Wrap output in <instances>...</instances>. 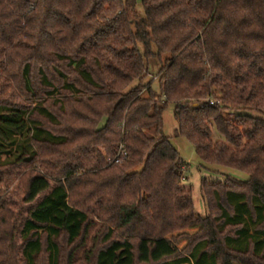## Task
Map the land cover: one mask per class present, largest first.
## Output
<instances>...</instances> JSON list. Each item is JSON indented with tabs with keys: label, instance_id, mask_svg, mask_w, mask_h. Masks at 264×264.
<instances>
[{
	"label": "trees",
	"instance_id": "obj_1",
	"mask_svg": "<svg viewBox=\"0 0 264 264\" xmlns=\"http://www.w3.org/2000/svg\"><path fill=\"white\" fill-rule=\"evenodd\" d=\"M169 105L203 169L249 176L202 178L204 218ZM244 111L264 117V0H0V169L27 171L28 205L14 223L0 203V264H74L95 219L85 264H264V118Z\"/></svg>",
	"mask_w": 264,
	"mask_h": 264
},
{
	"label": "rangeland",
	"instance_id": "obj_2",
	"mask_svg": "<svg viewBox=\"0 0 264 264\" xmlns=\"http://www.w3.org/2000/svg\"><path fill=\"white\" fill-rule=\"evenodd\" d=\"M139 11L142 13V8L139 6ZM156 60H151L150 73L145 81L154 79L159 65L156 64ZM136 86L134 83L131 87ZM174 105H169L163 115L164 119V133L170 139L173 147L177 150L180 157L187 163L185 172L182 179V186L185 190L190 191L193 197L196 213L201 217L208 216V210L206 204L202 200L200 183L201 179L205 178L210 182H218L225 180H235L239 182L246 181L249 176L246 173L239 172L230 168H223L219 166H207L208 170L203 169L202 163L197 157L193 146L186 139L175 136V131L178 128L177 121L174 118ZM243 114L264 118L260 113L253 111H244ZM237 113L234 112H223V115L227 118H233ZM222 139V137L213 129V140ZM5 158V156H3ZM27 171H20L12 173L11 168L0 169V203L6 204V214L4 217H12L14 223L22 219L25 212L28 210V205H25L22 201V195L24 193V181L26 179ZM11 212V213H10ZM10 213V214H8ZM9 219V218H8ZM0 218V226H2ZM95 225L90 230V238L85 248L79 250L76 253L74 264H85L84 252L92 246V238L96 232L100 229L101 223L95 219Z\"/></svg>",
	"mask_w": 264,
	"mask_h": 264
},
{
	"label": "built area",
	"instance_id": "obj_3",
	"mask_svg": "<svg viewBox=\"0 0 264 264\" xmlns=\"http://www.w3.org/2000/svg\"><path fill=\"white\" fill-rule=\"evenodd\" d=\"M123 155L125 156V153Z\"/></svg>",
	"mask_w": 264,
	"mask_h": 264
}]
</instances>
